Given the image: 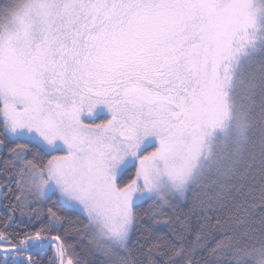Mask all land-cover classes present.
I'll return each instance as SVG.
<instances>
[{"label": "rangeland", "instance_id": "1", "mask_svg": "<svg viewBox=\"0 0 264 264\" xmlns=\"http://www.w3.org/2000/svg\"><path fill=\"white\" fill-rule=\"evenodd\" d=\"M239 1L19 2L1 24L0 117L12 138L33 139L51 153L45 167H40L26 157L25 145L15 147L20 200L38 210L51 192H57L65 204L87 216L95 249L114 258L129 240L134 204L151 197L184 195L191 185L199 184L218 133L219 61L230 25L238 26ZM251 25L245 26L247 36L252 34ZM122 32L124 38L114 37ZM112 38L121 46L129 38L152 61L180 59L190 90L179 100L188 118L173 121L172 115L162 116L160 109L169 110L171 105L164 101L144 105L151 110L142 117L122 114L120 103L98 99L102 93L93 86L114 66L107 47ZM250 44L249 39L241 44L244 51ZM236 62L228 70L230 81ZM230 81L223 80L224 103ZM133 107L144 114V107ZM101 115L109 117L105 120ZM233 130L238 144L242 124L236 129L233 125ZM134 164L133 180L120 186L119 175ZM38 244L39 237H34L21 246ZM55 251L59 257L57 245ZM19 257L23 256L16 253ZM65 264L71 262L65 258Z\"/></svg>", "mask_w": 264, "mask_h": 264}, {"label": "trees", "instance_id": "2", "mask_svg": "<svg viewBox=\"0 0 264 264\" xmlns=\"http://www.w3.org/2000/svg\"><path fill=\"white\" fill-rule=\"evenodd\" d=\"M21 1L0 0V34L4 17ZM237 11L238 26L230 25L219 61L218 133L199 184L184 195L134 204L129 240L109 258L106 250L95 249L87 216L65 204L57 192H51L38 210L20 200L15 147L25 145L26 157L40 167L51 153L33 139L12 138L0 117V247L21 246L34 237L41 246L56 236L71 264H264V0H240ZM249 22L252 38L245 27ZM248 39L251 44L244 51L241 44ZM235 60L238 65L230 81L228 70ZM225 78L230 85L224 103ZM236 124L243 127L238 144L233 135ZM134 176L135 166L129 165L118 184L124 186ZM56 245L33 254L0 252V264L7 258V264H59ZM16 253L23 257L16 259Z\"/></svg>", "mask_w": 264, "mask_h": 264}, {"label": "flooded vegetation", "instance_id": "3", "mask_svg": "<svg viewBox=\"0 0 264 264\" xmlns=\"http://www.w3.org/2000/svg\"><path fill=\"white\" fill-rule=\"evenodd\" d=\"M141 31L144 32L143 36L147 37V31L143 28ZM138 34L139 32L132 37H138ZM114 37L124 38V32L116 34ZM116 38L107 41L108 50L112 53V59L115 61L112 70L109 73L101 74L97 84L93 86L99 88L102 93L101 98H96L120 103L118 108L121 113L123 112L122 114L134 116L140 113L142 117L151 110L144 105L155 106L164 101L171 105L169 110L160 109L162 116H165V113L172 115L173 121L179 118H188V110L179 100L181 95L190 90L189 80L186 78V72L182 68L180 59H172L169 62L152 61L144 53V50L133 47L129 38L122 46ZM90 52L94 53V51ZM133 104L144 107V114L138 108L133 107ZM154 111L156 112V110ZM122 114L119 118L123 117ZM101 116H105V120L109 117ZM138 139L139 136L131 137L126 141L132 142ZM149 147L145 148L143 153ZM134 166L136 173L137 166L136 164Z\"/></svg>", "mask_w": 264, "mask_h": 264}, {"label": "water", "instance_id": "4", "mask_svg": "<svg viewBox=\"0 0 264 264\" xmlns=\"http://www.w3.org/2000/svg\"><path fill=\"white\" fill-rule=\"evenodd\" d=\"M1 200H2V188L0 186V204H1ZM52 244L58 245L59 264H65L64 246L61 240L56 236L48 238L47 241L39 247H35V248H28V247H23V246H16V247H11V248L0 247V252H3V253L24 252L27 254H33V253L43 252L46 248H48ZM8 261H9V258L5 259L2 264H7Z\"/></svg>", "mask_w": 264, "mask_h": 264}]
</instances>
